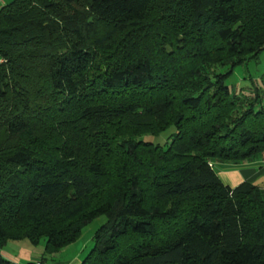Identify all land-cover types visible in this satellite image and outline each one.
Listing matches in <instances>:
<instances>
[{"label": "trees", "instance_id": "obj_1", "mask_svg": "<svg viewBox=\"0 0 264 264\" xmlns=\"http://www.w3.org/2000/svg\"><path fill=\"white\" fill-rule=\"evenodd\" d=\"M262 51L264 0L1 6L0 248L106 215L80 264H264V186L212 166L264 163V74L227 83Z\"/></svg>", "mask_w": 264, "mask_h": 264}, {"label": "rangeland", "instance_id": "obj_2", "mask_svg": "<svg viewBox=\"0 0 264 264\" xmlns=\"http://www.w3.org/2000/svg\"><path fill=\"white\" fill-rule=\"evenodd\" d=\"M264 74V51L257 58H252L245 63L235 66L232 74L227 78L230 86L248 85L253 80H259ZM175 133V127L170 126L160 134H147L142 136L146 141L165 145ZM219 163V162H218ZM214 168V164H212ZM107 221L106 215H100L88 222L81 230L76 241L56 252L52 256H46L43 264H80L83 258L92 248L94 232ZM44 238L38 244L32 243L29 239L9 240L0 248V253L11 261L20 264L33 262L40 264L44 253Z\"/></svg>", "mask_w": 264, "mask_h": 264}, {"label": "crops", "instance_id": "obj_3", "mask_svg": "<svg viewBox=\"0 0 264 264\" xmlns=\"http://www.w3.org/2000/svg\"><path fill=\"white\" fill-rule=\"evenodd\" d=\"M10 0H0V7ZM214 170L221 181L235 187L246 181L264 186V163H214Z\"/></svg>", "mask_w": 264, "mask_h": 264}]
</instances>
